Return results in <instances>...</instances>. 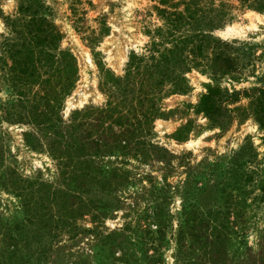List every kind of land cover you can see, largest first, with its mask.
<instances>
[{"label":"trees","instance_id":"16d2710c","mask_svg":"<svg viewBox=\"0 0 264 264\" xmlns=\"http://www.w3.org/2000/svg\"><path fill=\"white\" fill-rule=\"evenodd\" d=\"M155 1L153 9L162 23L153 30L145 52L132 53L119 77L97 64L105 104L74 110L67 119L62 111L75 89L78 68L73 54L61 49L62 35L49 19L47 6L43 0H20L15 15L3 16L0 91L6 96L0 100V188L17 199L21 217L4 221L0 216V264H35L31 261L35 255L36 264H52L57 251L64 264L65 249L58 246L62 238L72 241L93 233L102 247L122 250L128 224L107 235L98 231L120 203L108 201L104 193L136 183L123 167L130 160L162 165L161 183L150 178L149 188H144L154 196L151 211L146 209L137 218L153 220L155 230L150 222L135 224V234L144 236L145 264L160 260L171 225L164 212L167 197L162 195L169 187L167 174L176 157L152 142L153 124L169 116L159 106L162 100L190 92L186 74L193 69L201 68L213 82L255 79L247 115L263 131L264 143V72L256 73L264 54L256 55L246 42L222 40L213 34L234 20L231 5L224 0ZM236 1L240 8L264 15V0ZM236 94L207 85L194 113L202 115L211 128L224 129L232 119L228 105ZM2 124L27 128L25 144L52 160L57 173L54 181L26 178L6 164ZM191 131L192 123L187 121L173 138L186 141ZM255 157L251 147L237 151L227 176L217 183L221 201L217 210L203 211L196 205L182 209L172 234L175 264H264V230L258 233L256 249L244 247L237 259L228 252L229 242L246 230V196L258 191L252 205L264 200V165L260 169ZM112 159L122 162L113 166ZM86 220L90 228L81 224ZM17 257L26 260L18 263ZM115 260L127 263L126 252Z\"/></svg>","mask_w":264,"mask_h":264},{"label":"rangeland","instance_id":"374dc122","mask_svg":"<svg viewBox=\"0 0 264 264\" xmlns=\"http://www.w3.org/2000/svg\"><path fill=\"white\" fill-rule=\"evenodd\" d=\"M231 5L234 20L213 34L222 40L246 42L256 55L264 54V15L252 10L242 9L236 0H224ZM49 11V19L62 35L61 49L69 50L75 57L78 68V80L72 94L65 100L62 116L67 119L74 110L85 107H101L107 100L99 87L100 72L97 64L110 70L115 76L124 74L132 53L145 52L152 40V32L161 25L153 6L155 0H43ZM20 0H0V34L4 32L3 16L16 14ZM256 73L264 72V55L257 62ZM190 92L186 95H172L160 103V108L169 113L166 119L154 122L152 142L165 148L176 158L172 161L167 174V200L164 212L168 215L170 228L167 230V244L160 252V260L155 264H175V243L172 234L176 232L182 209L188 205H196L199 209L217 210L221 205L217 192L220 183L228 174L235 154L241 148L251 147L256 155V164L261 169L264 165L263 131L255 123L252 116L247 115L250 104V90L256 85L253 77L239 82L228 78L213 82L202 69H193L186 74ZM207 85H217L229 94L237 92L233 97L231 121L224 129H213L202 115L194 113L201 94L206 92ZM0 91V100L5 99ZM192 123V131L186 141L177 142L173 134L186 124ZM3 143L6 150V164L14 167L22 176L34 179L54 181L57 173L52 160L42 151H33L27 147L23 134L27 128L23 126H7L2 124ZM122 160H110L113 166ZM118 166H122L118 164ZM130 170L136 183L104 197L114 204L119 201L118 211L103 220L98 232L109 234L119 231L126 224L130 228L127 238L119 248L101 246V242L92 236L81 235L82 238L68 240L62 238L58 246L65 249L64 264H145L143 252L144 236L135 229L136 221L140 226L150 222L155 230L153 220H137L153 206L149 188V179L161 183L162 165L157 162L147 164L130 160L123 165ZM202 189V190H198ZM259 195L258 191L254 192ZM96 196L99 193H95ZM253 194L246 196L248 207L245 218L249 219L243 234L232 239L228 244V252L233 259L242 254L244 247L256 249L259 231L264 230V200L252 205ZM159 199V198H158ZM17 199L6 194L0 188V216L4 221L20 218L21 211ZM85 228L91 224L81 222ZM55 248L54 242L52 243ZM126 252L127 263L118 262ZM150 254V253H149ZM38 255L31 261L36 264ZM60 252L52 254V264H60ZM21 258L17 257L19 263ZM26 260L22 258L21 261ZM8 264V263H5Z\"/></svg>","mask_w":264,"mask_h":264}]
</instances>
